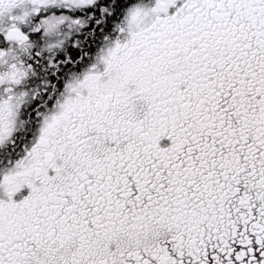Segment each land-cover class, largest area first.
Masks as SVG:
<instances>
[{"label": "snow or ice", "instance_id": "1", "mask_svg": "<svg viewBox=\"0 0 264 264\" xmlns=\"http://www.w3.org/2000/svg\"><path fill=\"white\" fill-rule=\"evenodd\" d=\"M0 264H264V0H0Z\"/></svg>", "mask_w": 264, "mask_h": 264}]
</instances>
